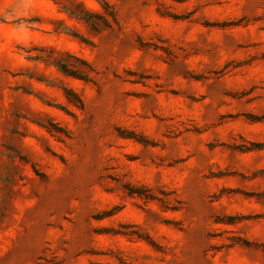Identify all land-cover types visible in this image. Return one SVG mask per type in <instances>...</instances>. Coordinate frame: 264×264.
<instances>
[{"label": "rangeland", "instance_id": "obj_1", "mask_svg": "<svg viewBox=\"0 0 264 264\" xmlns=\"http://www.w3.org/2000/svg\"><path fill=\"white\" fill-rule=\"evenodd\" d=\"M6 3L0 264H264V0Z\"/></svg>", "mask_w": 264, "mask_h": 264}, {"label": "clouds", "instance_id": "obj_2", "mask_svg": "<svg viewBox=\"0 0 264 264\" xmlns=\"http://www.w3.org/2000/svg\"><path fill=\"white\" fill-rule=\"evenodd\" d=\"M0 14H3L5 19L8 20L16 19L19 16V13L15 10V6L11 3H6L3 7H0Z\"/></svg>", "mask_w": 264, "mask_h": 264}, {"label": "trees", "instance_id": "obj_3", "mask_svg": "<svg viewBox=\"0 0 264 264\" xmlns=\"http://www.w3.org/2000/svg\"><path fill=\"white\" fill-rule=\"evenodd\" d=\"M98 1H100L101 3L105 2V0H98ZM88 13H91V12L88 11ZM79 17H82V16H79Z\"/></svg>", "mask_w": 264, "mask_h": 264}]
</instances>
